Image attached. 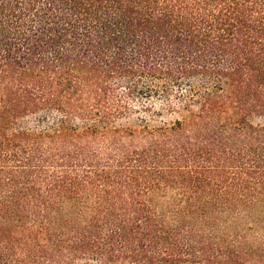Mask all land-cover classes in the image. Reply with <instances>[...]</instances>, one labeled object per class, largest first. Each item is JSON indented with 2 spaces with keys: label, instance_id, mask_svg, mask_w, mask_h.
Listing matches in <instances>:
<instances>
[{
  "label": "trees",
  "instance_id": "16d2710c",
  "mask_svg": "<svg viewBox=\"0 0 264 264\" xmlns=\"http://www.w3.org/2000/svg\"><path fill=\"white\" fill-rule=\"evenodd\" d=\"M159 98L187 115L113 125ZM250 261L264 0H0V264Z\"/></svg>",
  "mask_w": 264,
  "mask_h": 264
},
{
  "label": "rangeland",
  "instance_id": "374dc122",
  "mask_svg": "<svg viewBox=\"0 0 264 264\" xmlns=\"http://www.w3.org/2000/svg\"><path fill=\"white\" fill-rule=\"evenodd\" d=\"M192 86L201 88V82L193 80ZM184 92V90L182 89ZM159 99L146 100L147 105H151L150 110L137 109L136 112L129 114L128 116L121 117L114 121L113 125L117 127H138L141 125L159 126L168 125L174 122L176 119H181L187 115V111L182 109L176 101L170 103ZM146 105V106H147ZM60 119V115L56 112H40L35 115H29L18 122L17 128L31 130L34 132L50 131L56 128ZM252 122L257 123L261 120L252 118ZM245 264H258L257 262L250 261Z\"/></svg>",
  "mask_w": 264,
  "mask_h": 264
}]
</instances>
